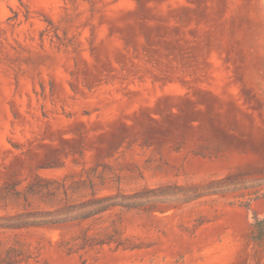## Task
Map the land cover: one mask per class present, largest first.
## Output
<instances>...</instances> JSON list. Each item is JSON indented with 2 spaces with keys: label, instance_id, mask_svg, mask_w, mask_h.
I'll list each match as a JSON object with an SVG mask.
<instances>
[{
  "label": "rangeland",
  "instance_id": "374dc122",
  "mask_svg": "<svg viewBox=\"0 0 264 264\" xmlns=\"http://www.w3.org/2000/svg\"><path fill=\"white\" fill-rule=\"evenodd\" d=\"M257 217L264 0H0V264H264Z\"/></svg>",
  "mask_w": 264,
  "mask_h": 264
},
{
  "label": "trees",
  "instance_id": "16d2710c",
  "mask_svg": "<svg viewBox=\"0 0 264 264\" xmlns=\"http://www.w3.org/2000/svg\"><path fill=\"white\" fill-rule=\"evenodd\" d=\"M111 205H115V204H111ZM110 205L108 206H102L99 211L101 210H105L106 208H108ZM254 229H253V233H252V240L256 243H258L259 246L264 247V217H257L255 218V222H254Z\"/></svg>",
  "mask_w": 264,
  "mask_h": 264
}]
</instances>
